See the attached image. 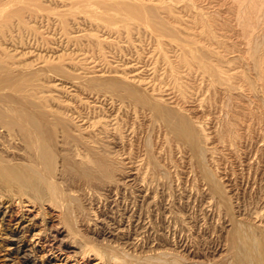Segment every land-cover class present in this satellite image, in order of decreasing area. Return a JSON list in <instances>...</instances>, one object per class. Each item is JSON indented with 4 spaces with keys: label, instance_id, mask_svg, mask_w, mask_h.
Here are the masks:
<instances>
[{
    "label": "rangeland",
    "instance_id": "374dc122",
    "mask_svg": "<svg viewBox=\"0 0 264 264\" xmlns=\"http://www.w3.org/2000/svg\"><path fill=\"white\" fill-rule=\"evenodd\" d=\"M110 1L112 0H104L103 3L100 0H29V2L22 1L23 3H21L17 0H0V5L3 8L1 9L4 10L3 14L0 11V58L7 60L9 57L15 63L31 64L33 59L37 61L40 55H43L40 57L41 60H45L49 64L59 65L57 63H60V66L62 65L66 69V77L75 76L80 69L77 68L84 66L92 74L96 73L95 68L89 67L91 61L95 60H100L103 68L112 69L114 73L111 72V74H118L117 72L123 74L124 72L131 76L132 72V75L136 73L139 76L148 77L152 74L151 71L148 73V69L156 67L157 73H155L158 77L159 73L160 76H163V68L167 62L170 68L173 64L179 63V61H173L175 59L171 47L174 45L173 42L176 40L182 45H189L190 53L194 51L195 56L193 58L191 53L193 62L190 54L187 56L190 61L189 58L186 60L192 62L193 65L188 63L192 67L194 66L195 72L198 71L191 73L192 75L183 76L186 78L183 79L186 84L188 83L186 94L190 90L188 97L186 96L190 100L188 102L194 104V107L191 106L192 111H189V114L195 121L197 120L196 123L201 125L206 134L208 142L206 146L214 150L213 156L207 157L209 172L223 187L227 198L225 199L233 204L235 215L242 214L245 217L249 211L252 216H256L264 212V79H262L264 77L262 74V76L258 74V68L254 64V56H250L252 52L250 49L251 42L249 45L247 44L250 33L248 31L246 34L244 33L245 26L241 22H237L241 20L239 18L237 20L236 11L233 12L234 6L237 7L236 2L234 4L232 3L234 0H143L149 6L159 7L157 10L158 13L161 12L159 13L162 14L160 16H164L162 18L168 19L169 23L178 25L177 27L180 28V38L176 36L175 40L174 37L171 40L170 37L166 36L163 39L165 46L159 47L158 41L154 39V33L151 30H146V24L136 19L131 20L132 18H128L127 14L125 15L124 6L132 0H123L126 3L122 0H113L114 3H119L117 5ZM261 1L258 10L264 11V8L260 9L264 7V5L262 6L264 0ZM3 4L6 8L3 7ZM165 6L171 7L170 9L187 8V10L207 14L210 12L213 18L209 14L208 19L210 20L206 23L208 25L201 26L200 23L197 28L196 24L199 22L195 24L192 21L197 12H191L190 17L184 13L178 14L179 17L171 12L172 18H170L171 14L166 15L165 13L168 10ZM175 6L176 8H173ZM183 6L185 7L183 8ZM121 8L124 9V12ZM263 11L261 12L262 15L260 14V17L262 16L261 21L264 20ZM207 14H205L206 19ZM257 19H259V26L260 18ZM127 20L130 21H128V26L131 23V26L134 27H128L126 31L123 24ZM189 23L194 26L190 36L185 35L186 32H189V29H185ZM262 24L264 23H261L259 27L263 33L260 35L256 29L259 33L253 32L250 36L256 35L255 39H258L257 34H259L258 40H261L262 45H260L258 56L264 58V38L262 37L264 27L261 28ZM105 26L116 27L113 30H107L112 28H105ZM119 27L124 30L125 36L121 29L119 35L114 32ZM135 27L136 29H134ZM129 28L132 30L129 31ZM138 28L140 31H146L144 32V34L146 33L145 39L143 32H138ZM247 34L249 35L245 41L243 36L247 37ZM150 35L152 37L149 39L148 36ZM187 36L188 38H186ZM152 43L154 46L151 45ZM27 50L31 53H25ZM178 52L180 53L179 50ZM186 55L182 54L183 57ZM256 56L257 54H255ZM79 58L86 60L81 61ZM160 60L166 61L163 63ZM102 67L98 66V69ZM158 69H161L162 72ZM179 69L184 71L183 67ZM218 69L220 73L217 72ZM50 73L49 76L45 73L39 74L36 80L44 85L41 88L42 94L39 93L40 98L46 97V93H48L49 98H47L48 96L46 98L49 99V103L45 102L48 106L52 107L53 105L55 109L58 106L59 109L62 107L61 110H64V106L69 104L77 111L78 105H82V108L85 106L83 111L85 114H89L88 119L96 122L97 125L113 119V121L109 120L112 124L109 126L110 129L105 132L106 134L102 132L103 135L100 133L99 138L97 137V147L101 151L100 154L103 157L110 155L112 157L111 176L105 178L98 174V177L90 179V181L74 175L70 183L71 187L77 190V192L74 191V193L76 192L75 198H79L75 201L78 203H74V206L79 219L84 220L83 223L78 221L80 232L85 238L83 240H89V237L91 241H97L101 245H119L130 254H150L154 253V249L156 252L163 249L181 252L184 244H190L196 250L199 249L200 254L197 253L198 255L213 251L222 239L220 236L223 235L224 237L221 227L227 223L223 219L218 220V217L214 215L206 216L204 210H201L202 205L209 200V194H206L207 187L202 180L198 159L193 157L194 155L187 151L185 146H181L176 138L165 134L159 127L158 121L155 122L147 116L144 117L138 105H134L128 100L124 103V105L127 103V106L120 105L127 98H122L118 93L117 95L101 90L102 92H98L104 99L102 98V101L95 103L91 97H88V94H85L86 97L84 96L80 87L75 88V91L64 87L57 89L59 86L52 84L54 80L50 77L52 76ZM98 74H100L99 71ZM22 87L19 85L16 93H19ZM231 88L238 91L230 90L228 92L227 90ZM24 91L20 92L23 98L28 96L25 95L27 91ZM104 93L107 97H104ZM18 96L15 95L14 97L19 100ZM115 97L117 98L114 99ZM30 99L31 102L38 101L35 96H30ZM112 99H114L113 102ZM135 106H137L136 109ZM74 108L71 107L72 110ZM233 114L236 121L233 123H236L238 134L233 135L234 139H231L233 141L231 145H226L228 144L227 141L223 140L222 144L220 143L221 136L225 133L226 124H229L230 120L234 121L232 119ZM69 115L68 112V118L66 115L63 118L71 119L72 117ZM68 121L70 123V120ZM224 123L226 124L224 125ZM70 124L73 125L72 122ZM75 129L76 127L73 130L75 131ZM73 130L70 129L72 132ZM96 178L97 180H94ZM80 210L85 211L84 213L80 212V214L83 213L81 214L83 217L79 214ZM204 218L207 219L204 220ZM257 223L264 235V218ZM216 227V230L220 232L218 235L214 233L211 236L209 231ZM1 230L0 264H30V261L26 262L22 258L23 253H16L13 248L15 245H11L14 242L13 238L7 239L9 237L5 232L7 229ZM109 231L114 233L113 236L110 235ZM206 231L208 232L206 233ZM73 249L68 248L66 250L72 251ZM183 252L185 253V251ZM36 256L38 257L39 254L37 253ZM90 261L94 263L93 255Z\"/></svg>",
    "mask_w": 264,
    "mask_h": 264
},
{
    "label": "bare ground",
    "instance_id": "6f19581e",
    "mask_svg": "<svg viewBox=\"0 0 264 264\" xmlns=\"http://www.w3.org/2000/svg\"><path fill=\"white\" fill-rule=\"evenodd\" d=\"M17 1H20L21 3L25 1L29 2V0ZM100 1H102L103 3L104 0ZM260 1L261 0L232 1V3L236 2L237 7L234 6V11L232 7L231 9L233 12L236 11V13L238 14L237 15L235 13V15L238 16L236 19L238 20L239 18V20H241L237 22H241L242 25L245 26V29L243 27V29L246 31H244L245 34L247 33V31L248 33H250V35H252L253 32L258 31L260 32V35L263 33H261L262 30L260 31L259 27L261 26V23H264V20L261 21L262 16L260 17V14L262 15L261 12L263 10H258ZM124 3H126V1ZM5 4H3V7L6 8V6H4ZM263 5L264 3L262 4V6ZM190 6H192L191 3ZM155 7L156 6L153 5H147L143 0H132L124 6V9H126L125 12L123 8L121 9H123L125 15L127 14L129 16L128 18H132L131 20L136 19L137 21L146 24L148 28H146V30H151L152 33H154V39L158 41L156 42L159 44V47H164V37H170L171 40L174 37L175 40V37H179L181 31L180 28L177 27L178 25L176 26L172 23H169L168 19L165 20L166 18H162L164 16L161 17L160 15L162 14H159L161 12L158 13L157 10V8L159 7ZM184 7L185 6H183V8ZM1 8L2 5H0V11L3 14L4 10L2 11L3 8ZM170 8L171 7L167 8V11L165 10L166 15L171 14L172 12V14H175L176 16L178 14L182 15V13L189 16L190 14H192L191 12H197L193 10H187V8ZM173 8H176V6ZM263 8L264 7L260 9ZM172 14L170 18H172ZM205 14L207 13L197 12L194 14V19L192 21L195 22V24L196 22H199L196 24V26L200 23L201 26H203L204 24L208 25L206 23L208 20H210L208 19V15L210 14L211 17V13L209 12L207 14V19L205 17ZM258 17L260 18L261 22H259V26V19H257ZM211 18H213V16ZM214 19L216 18L214 17ZM128 21L129 20L125 21V23L123 24L126 31L128 30V27H134L131 26V23L130 26H128ZM113 24L115 25V23ZM263 25L264 24H262L261 28L264 27ZM141 26L143 25L141 24ZM108 27L109 26H105V28ZM120 27L118 28L119 30L117 29L114 31L118 35L119 33L121 34ZM137 27L141 28L140 26ZM186 27L187 28L185 29H189V32H186V30L185 35L190 36L192 34V28L194 26L189 23V25H186ZM109 28L112 27L110 26ZM113 28L107 30H113ZM134 29H136V27ZM256 29L258 31H256ZM130 30H132V28H129V31ZM139 31L140 29L138 30V32ZM123 32L124 30L122 31V33ZM140 32H143L144 34V32L146 31L143 30ZM126 34L128 33L126 32ZM123 35L125 36L124 33ZM130 35L131 34L129 33V36ZM248 35L249 34L246 35L247 37L243 36L245 41L247 40ZM250 35V38L248 40L249 42L247 43L249 45V43L251 42L250 49L252 52L250 56H254V64L258 68V74H262L264 77V64L262 63L264 58L258 56L260 53V45H262V43H260L261 40H258L259 34H257L258 39H255L256 35H254L255 37ZM140 36L142 35L140 34ZM188 36L186 38H188ZM148 37L150 39L152 35ZM262 37L264 38V34ZM174 42V45L171 46L175 56V59L173 61H179V63H176L179 65L170 62L173 64H171L172 67L170 68L168 67L167 62V65L165 64L163 68V76H160L159 73L158 77L156 74V67L148 69V73L149 71H151L150 73H152L151 76L149 75L148 77H142L136 73L132 75V72L131 76L128 73L124 72L123 74H121V72L120 74L119 72H117L118 74H111V72H113L112 69L108 70V68H103L104 66L102 67L103 64L99 62L100 60L91 61V63L89 61L90 64L88 63L89 67L95 68L97 72L99 71L100 74L97 75V72H94V74H92V72L89 71L88 68H84V66V69L82 67L77 68H80L79 70L81 71L79 72L78 70L75 76L66 77V69L62 65L60 66V63H57L59 65H52V63L49 64V62L41 60L40 57L43 55H40V57L38 58L39 61L37 59V61L33 59L31 64H23L19 62L15 63V61H12L13 59L9 57H7V60H3V58H0V230L7 229V231H5L7 236H9L7 237V239L13 238L14 242H12L11 245H15V247L13 248L15 249L17 254H19L20 252L23 253L22 258L26 262L30 261V264H264V235L262 233V230L257 225V222L261 221V219L264 218V212H261L256 216H252L251 212L249 211L248 214L246 213L247 216L245 215V217L242 214L235 215L233 204L226 200L227 198L225 196L226 194L223 187L215 179L211 172H209L207 157L209 158L210 155L213 156L212 152H214V150L211 147L209 149V146H206L208 145L206 134L201 128V125L196 123L197 120L195 121V119L189 114V111H192L191 106L193 105L194 107V104H189L190 100H188L187 95H189L188 92L190 90L186 94V91L188 90V83L186 84L184 80L186 78L183 77L185 75H192L193 72H195L194 66L192 67V60L195 54H193L194 51L191 52L193 54L192 58V54L190 53L191 50L188 49L189 45H182L181 43L176 42V40ZM153 44L154 43H152L151 45L154 46ZM178 50L180 51V53L178 52ZM244 50L246 49L244 48ZM181 51H183L182 54H184V56L187 54L186 57L182 56ZM25 53L30 54L31 51L27 50ZM189 54L191 55L192 62H189L190 58L187 57ZM255 54H257L256 57ZM33 58L35 57L33 56ZM186 58H189V61L186 60ZM84 60L86 59L84 58ZM84 60L82 59L81 61ZM180 60L182 61L181 63ZM153 61L155 60L153 59ZM164 61L166 60H163L161 62L165 63ZM188 62L192 65H190ZM98 66L102 68L98 69ZM182 67L184 71H180L179 68ZM168 68H170L171 70H168ZM214 70L216 72V69ZM49 72L52 73H50V75H52L50 77H52V79L54 80L52 81V84L54 83L56 86H59L57 87V89H61L62 87H64L75 91V88L80 87L82 88L81 91L84 96L85 94H88V97H91V99L95 101V103L98 101H102L103 97L101 96V93L98 92L101 90L105 92L109 91L113 94L118 93L122 98H127L120 105L127 106V103L124 105L127 100L132 102L134 105H138L142 110V114L144 115V117L147 116L155 122L158 121V123L160 124H157L159 125V127H161L165 134L176 138V140L180 142L181 146H185L187 151H190L194 155L193 157H196L198 159L200 172H202V180L204 182V185L207 187L206 194H209V200L204 204L202 203L203 205L201 204V210H204L206 216L211 214L218 217V220L223 219V221L227 223V225L224 224V227H221L222 232H224V237L223 235L220 236L222 239L220 238L221 241L217 246L215 245L216 247L213 251H209L210 253L208 252L207 254L198 255L200 254L199 249L196 250L195 248L191 247L190 244H184L182 245L183 249H181L182 251H185V253H182V251L174 252L168 249L158 250L156 252L154 249V253L150 254H130L119 245H101L98 244L97 241H91L89 237V240H83L84 237L83 234H81L78 225V221H81V219H79V215L74 206V203L78 198H75L77 190L73 189L70 183L72 182L74 175H76V177L81 176L84 179L86 178L89 180L98 177V174L99 176L101 175L100 177L104 176L105 178H109L111 176L112 169L110 165L112 164V157H110L111 155L103 157V155L100 154L101 151L97 147V137L99 138L100 133H105L108 131L107 129H110L109 126L110 124H112V122L110 123L109 120L113 121V119L111 118L108 121L106 120V122L104 121V123H100L99 125H97L96 122L90 121L88 119L89 114H85V111H83V108L85 107L84 105L83 108L81 107L82 105H78V111L69 104L64 106V110H61L62 107L59 109L57 106L58 109H55L53 105L52 107L48 106V104L45 103L46 101L49 103V99L47 100V98H49L48 93H46L48 96H46L47 98H40L41 96H39V93L43 91L41 89L43 88V84L39 83L36 80L39 77V74L45 73V75L49 76ZM181 72H184V74L180 75ZM217 72L220 73L219 69ZM19 85L20 87H23L21 88L19 93H16ZM190 85L189 87H191ZM22 89L23 91L25 90L27 91V93H29L25 94L28 96L24 95L25 97L23 98V95H20V92H23ZM230 90L233 91L234 89L231 88L227 91L229 92ZM14 93L17 96L19 95V100L16 99L17 97H14ZM105 94L106 93H104V97H107V95L105 96ZM30 96H35L38 101H35L36 103L31 102L32 98L30 99ZM116 98L117 97H115L114 99ZM114 99H112V102ZM71 107L74 108L76 112L73 111L74 109L72 110ZM136 107L137 106H135L134 108L136 109ZM68 112L70 114L69 116H71L72 118L66 120L63 117L67 116L66 118H68ZM234 118L235 116L233 114L232 119ZM68 120H70V123L72 122L73 125L75 124V126L68 123ZM230 121L229 124L225 121L228 125L224 123V125L226 124L225 133L221 136L220 143H222V140L225 142L227 141L226 143L228 144L226 145H231V143L233 142L231 140L233 138V135L235 133L238 134V132H236V123H233L236 122L235 119L234 121ZM74 127H76V132L73 130ZM70 129L73 130V132L70 131ZM81 177L79 178L81 179ZM94 180H97V178ZM74 191L76 192L74 193ZM82 210L84 209L82 208ZM80 212L84 213L85 211L80 210L79 214ZM206 219L207 218H204V220ZM83 221H81V223H83ZM216 229L217 227L209 231V234L211 236H213L214 233L215 235H218L220 231L218 232V230ZM207 232L208 231H206V233ZM109 233L112 236L114 234L112 233V231H109ZM65 247L66 249H74L72 251H67ZM37 253L39 254L38 257L36 256ZM92 255L94 257V263H91L90 261Z\"/></svg>",
    "mask_w": 264,
    "mask_h": 264
}]
</instances>
